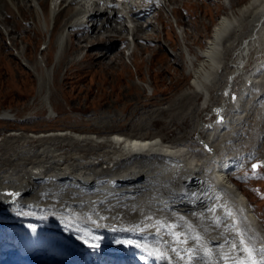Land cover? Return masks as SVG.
Returning a JSON list of instances; mask_svg holds the SVG:
<instances>
[{
  "label": "bare ground",
  "instance_id": "bare-ground-1",
  "mask_svg": "<svg viewBox=\"0 0 264 264\" xmlns=\"http://www.w3.org/2000/svg\"><path fill=\"white\" fill-rule=\"evenodd\" d=\"M139 1L143 4L142 8H136L130 17L125 7L110 6L106 0H0V25L3 26L0 27V35L5 31L12 46L17 45L6 28L10 17H3V10L10 12L8 16L11 19L15 15L23 18L31 13V29L38 36L44 32L41 23L47 24L46 30L52 33L41 60L45 64L49 62L53 47L54 58L43 78H38V101L49 102L50 71L54 76L62 63L69 62L73 66L85 60L84 56L81 57L84 53L79 61L67 59L68 47L63 45L65 39L69 45L73 34H80L79 48L87 45L86 49L99 50L94 54L97 63L111 66L121 62V41L117 38L124 36L123 33L128 38L127 48L131 46L127 55L134 57L139 39L149 42L151 35H157L158 30L150 21L156 14L161 12L168 19L167 15L171 13L176 18V9L169 7L174 0H152L149 5H145L144 0ZM23 2L32 9L26 11ZM154 9L157 11L154 12ZM227 10L213 26L205 46L194 56L188 49L192 44L189 42L190 35L187 34L183 40L184 31L180 34L182 51L185 52L184 64L192 75V88L191 91L180 92L175 97L178 100L169 104L173 108L171 110H184L185 102L192 95L201 94L204 99L196 111L203 112L217 95V102L211 104L216 103L217 113L220 111L214 118L216 120L194 121L192 129L197 134L185 144L118 137L121 134L117 133L99 140L91 134L61 131L35 134L34 137L22 135L23 144L25 140L27 146L31 143L29 149L35 145L42 148L32 153V149L25 148L29 150L27 155H13L4 141L0 144V220L9 222L17 219L22 226L40 228L43 223H48L47 216L66 214L69 220L64 222L73 229L96 232L109 241L141 244L159 255L162 264L185 262L179 259L177 252L172 251L176 245L167 231L158 226L159 222L179 225L177 231L187 234V243L180 247L196 249L193 264H225L229 256L232 259L243 258L226 243L234 238L238 228L250 246L256 249V258L259 259L262 255L260 250L264 249L259 220L245 195L226 174L230 167L214 165L218 164L216 155L227 149V145L224 148L227 141L234 143L237 138L247 136L264 120L257 116L264 100V0H247L238 8ZM62 13H66L69 19L61 24L63 30L59 33V16ZM142 20L145 23H141ZM176 23L186 24L181 21ZM149 29L152 34H146ZM247 29L248 34H245ZM91 39L94 42L90 45ZM21 50L16 53L30 59L26 57V50ZM115 50L120 52L108 64L107 59ZM231 50L233 53H229ZM225 53L231 56L226 64L223 62ZM176 103H181V107ZM13 113L5 110L1 117L8 118ZM168 122L171 126L179 125L174 118ZM13 135L19 136L17 133ZM226 136L229 137L225 141ZM65 140H73L83 147L93 144L97 148L65 149V144H62ZM16 193L18 195H11ZM77 218L87 226L76 225L74 219ZM49 223L62 224L60 218ZM197 236L199 239H193ZM11 243L10 236L0 234V257L12 255V258H7L8 264H72L75 258L68 247L56 259L55 252L47 255L43 247L35 246L22 253L18 244Z\"/></svg>",
  "mask_w": 264,
  "mask_h": 264
},
{
  "label": "rangeland",
  "instance_id": "rangeland-1",
  "mask_svg": "<svg viewBox=\"0 0 264 264\" xmlns=\"http://www.w3.org/2000/svg\"><path fill=\"white\" fill-rule=\"evenodd\" d=\"M246 1L174 0L171 5L169 4V7L176 9V18L167 11L166 14L170 15H167L168 19L161 12V14H156L150 21L158 30L157 35H151L152 40L149 42L142 38L139 39L140 45L138 44L139 47H136L134 57L127 55L131 46L127 48L128 38L124 37L126 33L117 38L121 41L119 48L123 56L121 62L111 66H105L103 63L98 64L94 54L99 50L90 47L86 49L87 45L82 49L79 48L81 35L73 34L70 46L66 43V39L63 43L65 47H68L66 57L70 61L71 59L79 61L84 56L85 60L73 64V66H70L69 62L62 63L56 71L58 73L54 76L50 71V99L49 102L41 101V103L38 101L40 98L38 78H43L46 69H49L54 58V47L51 52L49 51L51 57H48V63L45 64L41 57L45 53V45L52 32L46 30L47 24L41 23L44 32H42V36H38L31 29L32 21L29 20L32 16L31 13L26 14L27 16L24 15L23 18L15 15V18L11 19V16H8L10 12L3 10L5 14L3 17H10L9 25H6V28L10 32V37L16 39L17 45L12 46L10 38L6 37L5 31H3V34L0 35V144L5 141V145L9 146L8 149L13 155L21 153L27 155L30 149H32L30 151L32 153L41 150L42 147L35 145L29 149L31 143H28L27 146L25 140L23 144V139L20 136L32 135L34 137L35 134L61 131L72 134H91L99 140L117 133L121 134L118 137L160 139L159 141H171L175 144L179 142L185 144L187 140L189 142L197 134L192 129L194 121H211L220 111L217 113L216 103L211 106L213 101L217 102L218 97L215 95L207 110L197 112L196 110L204 99L201 94H194L188 99V102H185V111L182 108L171 110L173 108H170L169 104L173 100H178L175 97L180 92L192 88L190 87L192 75L190 69L186 68L184 64L185 52L182 51V36L180 34L184 31L183 40L187 34L190 35L189 42L192 44L188 49L194 56L198 53L197 50L205 46L213 26L223 14L228 12L227 9L238 8ZM24 3L26 11L32 9L28 3ZM60 16L59 33L63 30L61 24L69 19L66 13H62ZM175 19L176 22L181 21L186 24L176 23ZM143 22L142 20L141 23ZM48 24L50 28V21ZM0 27L3 26L0 25ZM23 28L26 30L24 31ZM149 31L146 34H152L150 29ZM167 31L168 35H166ZM248 31L247 29L244 33L248 34ZM129 39H131L130 36ZM93 42L92 39L89 40L90 45ZM89 43L87 42V44ZM21 49L26 50V57L30 58L28 59L30 61L17 54L22 51ZM120 50H115L110 54L107 59L108 64H111L115 54ZM230 52L233 53V50ZM86 54L89 55L85 56ZM229 57L231 56L226 53L223 56L225 64L230 61ZM262 102L259 110L256 108L257 113L259 112L257 115L259 118H257L260 120L264 118V100ZM176 104L181 107V103ZM136 107L138 109L134 110ZM5 110L14 111L13 116L1 117L2 111ZM172 118L176 119L178 126L168 124ZM256 127L250 130L247 136L237 138L234 143L227 141L224 145V148L227 145V149L221 150V154L216 156L220 164L236 163L235 166L226 170V174L247 198L254 215L259 220L260 229H258L261 231L259 232L258 229L257 231L264 236V120L259 127ZM15 133L19 136L13 137ZM228 137H225V141ZM244 140L245 143H243ZM62 144H65V149L97 148L93 144L83 147L73 140H65ZM194 145L196 146V144ZM199 145L201 146V143ZM25 148L29 150H25ZM23 150L26 151V154L23 153ZM254 165L260 166L254 168ZM47 218L48 223H43L40 228L22 226L17 219H11L9 222L0 220V234L10 236L11 244H18L22 253L32 250L35 246H40L45 249L47 255H52L55 252L57 259L67 251L68 247L71 249L72 255H75V258L72 259L74 264H162L159 255L141 244L130 241H109L96 232L75 230L69 223L64 222L69 220L66 214H52ZM59 218L62 224L51 225L49 223L51 220H59ZM80 220V218L74 219V223L85 226L84 221ZM257 231L255 229V232ZM8 256H1L0 264H8L7 258H12V255ZM118 257H122L121 262Z\"/></svg>",
  "mask_w": 264,
  "mask_h": 264
},
{
  "label": "snow or ice",
  "instance_id": "snow-or-ice-1",
  "mask_svg": "<svg viewBox=\"0 0 264 264\" xmlns=\"http://www.w3.org/2000/svg\"><path fill=\"white\" fill-rule=\"evenodd\" d=\"M259 166L260 165H254L253 167L256 168ZM11 195H18V193ZM158 226L166 230L167 234L172 237L173 244L176 245V247L172 248V251L179 254V259L184 261L185 264H193V261L197 255V251L196 249L192 248L180 247L181 244H186L188 239L186 233L177 231L180 226L168 222H159ZM193 239H199V237L197 236ZM226 243L230 245L233 251L241 253L243 258L237 257L236 259H232V257L229 256L225 261V264H264V249L260 250L262 255L259 259H257L256 249L250 246V242L245 238L244 233L238 228L234 233V238L227 240Z\"/></svg>",
  "mask_w": 264,
  "mask_h": 264
}]
</instances>
